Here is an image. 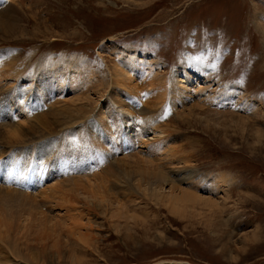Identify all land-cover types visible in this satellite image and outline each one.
<instances>
[{"label":"rangeland","instance_id":"1","mask_svg":"<svg viewBox=\"0 0 264 264\" xmlns=\"http://www.w3.org/2000/svg\"><path fill=\"white\" fill-rule=\"evenodd\" d=\"M0 1L16 29L0 27V127L15 120L8 98L19 92L41 105L27 114L59 125L52 138L73 145L88 121L97 131L84 138L98 140L115 167L126 158L134 169H167L178 185L186 173L207 175L220 187L198 180L194 191L223 207L189 204L176 215L139 191L135 179L129 192L114 190L107 165H92L75 146L64 158L49 153L44 162L46 169L56 165L55 174L35 185L33 146L44 139L14 148L2 141L5 171L18 173L2 174L0 186L17 190L23 201L21 218L15 215L21 231L12 234H19L21 250L9 238L0 251L14 252V264H32L31 252L39 258L33 264H264V0ZM129 59L134 69L122 84L115 66ZM42 87L49 90L41 98ZM123 102L143 119L121 111ZM68 109L81 121L63 132L60 113ZM23 151L28 156L14 158ZM98 178L107 203L84 191L65 203L52 189Z\"/></svg>","mask_w":264,"mask_h":264},{"label":"bare ground","instance_id":"2","mask_svg":"<svg viewBox=\"0 0 264 264\" xmlns=\"http://www.w3.org/2000/svg\"><path fill=\"white\" fill-rule=\"evenodd\" d=\"M0 4H2L1 1H0ZM9 9L11 10L12 7L9 8ZM9 12H8V10L4 11V10L0 9V27H2L5 30H12V29L16 30V29H14L15 28L14 25H13L14 28L13 27H12V29L10 28L11 27L10 23L12 21V18L15 19V17H13V15H10L11 13H9ZM13 23H14V21H13ZM0 32H1V30H0ZM6 32L7 31H5V33H4V31H3V35L6 36L7 35ZM132 65H133V59H129V61L127 62V65H125L123 68H120L118 65L115 66L116 69H115V74L114 75L116 77L114 76V78H116L119 81L121 80L120 82L123 84L122 79L124 77H126V76H128V78H129L131 70L134 69L132 67ZM194 66L196 67L197 63L194 62ZM127 69H128V72L125 73L124 70H127ZM44 72L40 74V78L41 79H43L46 76V74H47L46 71H44ZM54 72L57 73V71H55V70H54ZM2 74H5V73L2 72L0 74V78L3 77ZM33 77H35V75H33ZM179 81H180V83H183L182 80H178V82ZM127 83H129V82H127ZM115 84H116V82H115ZM177 85H179V84H177ZM181 86L182 85H179V87H181ZM133 88H131V86H130L128 90H131ZM48 90H49V88L44 89L42 87L37 92L39 93V96L42 98L43 96L45 97V92L46 91L48 92ZM173 91H174V89H173ZM165 92H168V91H165ZM84 94L85 93L83 92V95ZM24 97L25 96H22L19 92L18 93L14 92V95H10V98H8V100H9V108L10 109L12 108L15 120H12L13 123L10 122L11 120H8L10 122V124L7 125V126L4 125L5 128H3V126L0 127V128H3L2 130H0V142L3 141L4 143L9 145L10 147L14 148L15 146L21 145L20 142L25 143V142L33 141L35 139H37V140L38 139L39 140L44 139L41 142L37 143L35 146H33L32 142H30L32 144V146H33L34 153L36 152V154H38L37 158H32V163L30 164L32 166V168H33V170H32V179H30V181L33 184L38 185V184H42L43 183L42 180H43V176L45 174H52V175L55 174V171H56L55 169L57 167H56V165H52L51 164L52 162L50 163L51 164V168L50 169H46V168H48V165H47L48 163L44 162V161H46L45 159H48L49 153H51L54 150V152H57V154L60 155L61 158H62L63 154H64V151H66V149L68 147L69 148L73 147V145H69V143L66 141L65 137H62L61 141H59V139L52 138V134L56 135L55 133L58 132L57 128H59V125H58L57 128H55V126L53 125V121H52L51 122L52 127H51L50 125H48V123L46 121H44V119H40L41 117H39L40 120H37L38 119L37 115H39V114H37V115L30 114V113L27 114L26 112L29 111L28 109H30L32 107L34 109H35V107L36 108L38 107L37 109H39V108H41V105H38L37 104L38 101H35V100L31 99L30 97H27V96H26V98H24ZM83 99L87 101L88 98L87 97L86 98L83 97ZM230 99L231 98H229V97L225 98L224 99L225 102H223V103L227 102V104H228ZM73 103H75V102H73ZM248 104H250V103L244 104V105H246V108L247 107L250 108V106ZM130 105L131 104H129V103L127 104V103L123 102L121 108H119V109L121 111L125 112L128 116H130V117H132L134 119L136 118L137 121L142 120L143 117L140 118L136 114V112H133L135 117L132 115V113L130 112V109H129ZM83 110H81V111H83ZM68 111H70V109H68L67 112L66 111H64V112L62 111L60 113L61 118L65 119V121H66V122H64L65 126L64 127H60V131H63V129L64 130H68V129L75 128V125L79 124L78 120L81 121L79 119V117H81V116L77 117V115L76 116L73 115L74 113L70 114L71 112L69 113ZM73 111H75V110H73ZM0 112H1V110H0ZM75 112H77V110ZM83 112L85 113V110ZM192 112H193V110H192ZM54 114H56V112H54ZM0 115H2V113H0ZM49 115H51V113ZM57 115H55L53 117L54 121H56V122L59 119V117ZM46 116H45V114L43 115L44 118ZM31 117L33 118V121L37 117V119H36L37 121L35 120L34 124H36V122H38V121H39V123L36 124V125H32V126L27 128V127H25V123L27 122L28 119L30 120ZM48 118H50V117H48ZM62 119L60 121H62ZM244 120L245 119L243 118L242 121L244 122ZM15 121H16V123H15ZM87 122L88 121L85 122V126H84V129H83V132L82 133L77 132V134L79 133L78 134L79 147H82L81 149L84 150V152H83V150H81L78 147L77 154H79V151H80L83 155H85L87 158H89V162H91L92 165H95L96 162L100 163L101 165H107V168H106L105 172H106V174H109L110 178L112 179V189L118 190V191L129 192L128 189H131V188H130V185L128 186L127 183L130 182L131 179H135L138 182V187L137 188H138L139 191L144 189V191L143 190L142 191L145 193V195L149 194L152 197V199L153 198L156 199L157 202L161 201V203L162 202L163 203H167L169 205L168 208H170L169 210H172V212L175 213L176 215H177V213L180 214L181 212H183L185 206L188 207L187 205H189V204L192 205V204H195V203L203 205L204 207H208L210 210L211 209H215V208H217V209L219 208L220 209L221 205H219V203H217L215 200L211 199V197L210 198H204V197L198 195V193H196L194 191L195 188L199 187L196 184V182L198 180H200L202 182H207L208 185L211 183V184H214V185L216 184L215 187H220V185H219V183L217 181L208 178L207 175H195L194 173H186V175L184 174L182 179H181L182 182L181 181H178V182H180V183H184V182L192 183L193 182L192 185L188 184L189 187L187 189H184L181 186H179L180 183H179V185L176 183L177 180L175 181V180H171L170 179L171 178L170 177L171 173L168 172L167 169L166 170H160L158 168L151 169V168L147 167L148 169H146V168H135L136 169L135 170L134 168L131 167V164L129 163L130 161L127 160L126 158L121 160V163L117 162L116 163V167H115V165L111 163V161H112L111 157L106 155L107 151L102 147V145L100 144V142L98 140H96L94 137H93V139H91L89 137H87L86 139L84 138V136L87 135V130H88V133L91 134V135H93V132L97 131V127L95 126V124H91V123L87 124ZM99 123H100V121H99ZM25 128L27 130H25ZM256 134L258 135V137H262V135H263L262 132H259V131ZM47 135H49V136H47ZM48 137H50V138H48ZM45 138H48V140H45ZM105 138H106V141H107L108 137L106 136ZM108 140L111 141L110 138H108ZM33 143H35V142L33 141ZM26 145L28 146L30 144L28 143ZM55 148H57V149L55 150ZM6 154H7V151H5V152L4 151H0V166H1V163L3 164L2 168L0 170V179L2 177V174L4 176H6L8 179H10L11 175L17 176V173H18V172L14 171L15 173L11 174V172L5 171V166H7V163L2 161L1 158H2V156L4 157ZM28 154L29 153H27V151H23L22 154L19 153L14 158H16V159L17 158L19 159L20 157L23 158V157L28 156ZM83 162L85 163L84 159H83ZM119 163L121 165H118ZM145 163L146 162H143V164H145ZM40 164H42V166ZM146 164H145V166H146ZM117 166H118V169L116 170ZM77 167H78V169H81V168L83 169V167H80L79 164H77ZM3 170H4V172H3ZM99 176L100 175H98V177ZM111 179H109V180H111ZM97 181H98L97 183L95 181H90V180H88L86 182H83L82 180L80 181V179H79V183H74V185H72V186H67V187H70L67 190L65 188H61V186H58V185L53 186L52 189H54L55 190L54 192H56V193L57 192H61L62 193V195L60 197V200L62 202H65V203H69V199L68 198H69L70 195H74V193H77V194L78 193H83V191L86 193V195H93V194L96 195V196L98 195L97 197L99 198L100 202H102V203L106 202L107 203L108 195H109L108 192H106V188L107 187H106L105 183L100 182V179L97 180ZM133 183H134V181H133ZM81 184H86L87 187L86 186H81ZM166 186L170 187V191H169L168 195H163V194H161V192H162L163 189H165ZM210 187H211V185H210ZM212 187L214 188V186H212ZM6 188L7 189L5 191H3L4 188L2 186H0V241L3 242V241H5V239L13 238L15 240V242L17 243V245L15 247H13V248L15 250L18 249L20 251L21 248H19V245L21 244V242L17 241V240L21 241V239L19 237V234L16 233V236H13L12 234L15 232V230H18V232L21 231V229L19 227L20 225L17 226L16 223H15L16 222L15 215H18L19 217L21 215L20 209H22V208L19 207V206H21L19 204H22L23 198L19 197V195H18L19 192L17 190L12 189L11 187H6ZM91 197H93V196H91ZM88 198H90V197H88ZM30 199H32V198H30ZM44 199L48 200L50 198L44 197ZM95 199H97V198H95ZM33 203L35 204L36 202L34 201ZM36 206H37V204H36ZM221 208H223V207H221ZM23 209H24V207H23ZM28 222L29 221H26V223H28ZM41 224H43V223H41ZM25 230H27L26 227L24 228V231ZM23 238H25V237H23ZM255 238L259 239L260 237H259L258 234H256ZM261 238H263V236H261ZM7 249L9 250V248H7ZM0 252H2L1 256H2V254L4 255V257L0 258V264H14V261H13L14 259L11 257V254L13 256L15 255L14 252H11V250H10V252L5 251L6 253H3V251H0ZM9 253H11V254H9ZM19 254L20 253H18V255ZM37 255L38 254L31 252L27 256L30 260H27V261L31 262L32 264H33V262L34 263H38L39 262V258H38Z\"/></svg>","mask_w":264,"mask_h":264},{"label":"snow or ice","instance_id":"3","mask_svg":"<svg viewBox=\"0 0 264 264\" xmlns=\"http://www.w3.org/2000/svg\"><path fill=\"white\" fill-rule=\"evenodd\" d=\"M72 143H73V146L79 147V141L73 140Z\"/></svg>","mask_w":264,"mask_h":264}]
</instances>
